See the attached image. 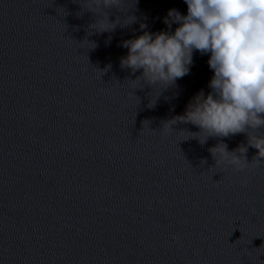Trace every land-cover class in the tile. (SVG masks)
I'll return each mask as SVG.
<instances>
[{"label":"clouds","instance_id":"obj_1","mask_svg":"<svg viewBox=\"0 0 264 264\" xmlns=\"http://www.w3.org/2000/svg\"><path fill=\"white\" fill-rule=\"evenodd\" d=\"M184 2L186 15L171 9L164 20L169 29L173 23L178 25L174 31L144 32L123 41L128 52L121 57L120 66L133 74L139 71L135 81L167 89L189 73L194 51L210 54L207 63L213 72L208 83L211 91L205 95L200 90L185 112L164 122L161 131L168 134L173 124L190 123L199 129L188 132L190 138L198 139L202 145L210 137L245 134L246 143L231 151L222 140L208 149L214 167L234 172L260 167L264 164V0ZM125 3L126 0H84L81 7L96 16L89 27L104 33L121 24L120 17L108 19L109 10L124 11ZM134 20L128 16L123 25ZM249 147L256 149L251 162L246 155Z\"/></svg>","mask_w":264,"mask_h":264}]
</instances>
